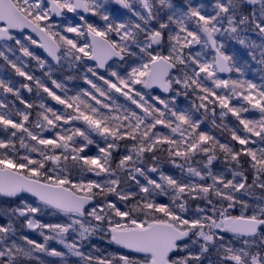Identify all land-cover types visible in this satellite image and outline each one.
Segmentation results:
<instances>
[{"label":"snow or ice","instance_id":"snow-or-ice-1","mask_svg":"<svg viewBox=\"0 0 264 264\" xmlns=\"http://www.w3.org/2000/svg\"><path fill=\"white\" fill-rule=\"evenodd\" d=\"M110 2L126 13L109 11V0H0V58L31 82L16 86L0 79L3 93L24 106L0 101V126L9 133L0 139V196L19 199L0 207V264H28L36 252L63 258L65 253L47 247L51 240L83 264H204L206 258L208 264H264V147H248L264 144V83L240 78L248 60L225 51L227 42L239 44L264 73V0H212L210 11L193 0ZM65 13L75 14L78 22L65 23ZM31 46L43 49L59 68L66 65L81 73L89 87L69 95L64 82L52 78V64ZM197 46L199 51H193ZM28 61L40 69L47 66L44 76L51 87L31 74ZM233 72L238 78H231ZM33 84L38 104L21 95V89L33 92ZM155 88L165 94L175 91V96L144 91ZM189 94L191 109L178 110L176 96ZM47 98L62 109L49 106ZM233 98L257 110L259 118H244L249 108L232 105ZM217 104V126L227 128L222 122L228 113L243 126V136L238 128H228L231 140L242 146L239 151L199 131L195 112L203 109L206 116L209 105ZM33 108L39 109L35 119L29 111ZM211 111L215 124V108ZM46 132L53 135L45 137ZM121 142L124 152L113 167L112 154ZM90 145L96 146V155L85 154ZM218 153L224 154L226 171H213ZM242 154L249 158L248 169ZM163 164L179 169L180 177L165 172ZM110 195L125 208L108 200ZM157 195L168 196L170 203L156 202ZM237 208L240 214L233 215L230 210ZM47 213L65 221L36 219ZM24 227L38 232L43 243L21 234ZM98 232L142 256L85 254L82 242ZM69 233L76 238L69 241Z\"/></svg>","mask_w":264,"mask_h":264},{"label":"trees","instance_id":"trees-1","mask_svg":"<svg viewBox=\"0 0 264 264\" xmlns=\"http://www.w3.org/2000/svg\"><path fill=\"white\" fill-rule=\"evenodd\" d=\"M35 52L37 55L41 56V58L45 59L47 64H51V62L39 50H36ZM16 55H20L19 51H17ZM242 56H245V59L248 60V64L250 65L246 69H250L252 66L256 65L254 62H252L250 60V58H247V54H240L239 58H241ZM9 57H10V59H15V57L11 56V54H9ZM88 63L92 64L90 62H88ZM113 65L115 66L116 64L113 63ZM28 70L34 76H37V77H40L41 79H44L45 82L48 83L49 86L51 87L50 81L47 79V77L44 76V72L48 71L47 66L44 69H40L39 66L35 63V61H31L29 63V69ZM125 70L126 69H123V68L120 69V71L122 73ZM68 75H72L76 78L71 80V81H67V80H65V77ZM80 75H81V73H78L76 70H73V69H68L66 65L64 66L63 69L59 68V66L56 67V66L52 65V78L57 79L58 81L64 82L66 88L69 90V95H74L81 88H88L89 87L88 85L84 84L82 79L79 78ZM104 75H107V73H104ZM0 79H4L5 81L11 80L16 86H19L20 83H31L29 81H25L23 77L16 75L14 70L10 67V65H8L2 58H0ZM32 87H33V92H31V93H29L25 89H21V95L27 101L32 102L34 104H38L39 98L36 96V90H35L34 84L32 85ZM137 87L139 88L140 86L138 85ZM57 91H59V90H57ZM149 93L151 95H160L156 92H149ZM59 94L63 95V93H59ZM41 95L46 97V94H44V93H41ZM160 96H162V95H160ZM172 96H175V91L171 92V94L168 97H164V98L171 99ZM121 98H120V102L123 101ZM0 101H3V102L10 104V105H14L16 108H19V109L24 108V106L21 105L19 103V101L15 99L14 96H12L10 93H3L2 89H0ZM191 102H192V98H190L189 96L188 97H185L184 95L176 96L175 107L178 110H190L192 107ZM47 103L49 104V106L55 107L57 109H62V107H63L61 105L55 104V102L52 101L51 98H47ZM213 107L215 108V113H217V112L220 113L219 107L209 105V109H210L209 114L210 115H212L211 109ZM38 110H39L38 108H33V109L29 110L32 113V117H31L32 119L36 118V112ZM254 111L257 112V110H254ZM197 113H199V112H195V114H197ZM245 114H249V112H245ZM199 116L198 117L195 116V118L199 119ZM211 118H213V116ZM207 119L209 120V118H207ZM215 121H216L215 124L212 121V122H208V124H206V125H200L199 131L208 132L209 134L213 135L217 140H219L221 143H229L237 151H239V149L242 146L239 145L236 141L231 140V132L228 131V128H233L232 126H234V124H231L228 121V119L224 117V120L222 123H223V125H227V128L217 126V125H221L220 116H217V114L215 115ZM78 126L84 127V125L80 122H78ZM234 128H237V127L234 126ZM165 130L168 131V129H165ZM9 131H11V130H9ZM8 134L9 133H7L3 130V126H0V139H5L8 136ZM44 135H45V137H51L53 135V133L46 132V133H44ZM96 139L100 140L99 137H97ZM252 139L258 141L257 137H252ZM100 143L103 144V141L101 140ZM17 147H19L18 140H17ZM248 147H251L253 149H258L260 147H264V144L257 142L255 144H249ZM0 151H2V150H0ZM123 152H124V142H121L120 149L118 151H114L112 154L113 167L115 166V161L119 159L120 155L123 154ZM20 154H24V150L21 149ZM85 154L96 155L97 154L96 146L90 145L88 147V149H86ZM32 155L34 158H36V154H32ZM218 155H219V159L214 161L213 171H216V172L226 171V169L228 168V165L224 163V159H225L224 154L218 153ZM240 159L243 163V167L245 169H248L249 158L242 154ZM162 167H163L165 172L172 174L174 176H177L178 178L180 177V173H179L180 171H178L179 169L173 168L170 164H163ZM227 175L230 177V173H227ZM247 175L249 177L248 182L251 183L252 173L250 170L247 172ZM73 178L78 179V174L76 172H73ZM88 178L97 179V177L93 176L92 174H89ZM256 191H257V193H259L260 190L257 189ZM107 199L111 200V201H116L118 207H120L122 210L125 208V204L123 202L117 200V198L115 196L110 195L107 197ZM155 200L158 203H163V204H169L170 203V199L168 196L157 195L155 197ZM97 202H104V198L103 197H97ZM194 208H195V205L193 204L191 206L190 212L194 211ZM230 211H232L233 215H239L240 214L239 208H237L236 210H230ZM141 218H143V217H141ZM117 219H119V218H117ZM225 235L230 236V234H225ZM211 254H212L213 258L214 257L216 258L214 252H212ZM213 260H215V259H213ZM204 264H207V263L204 262Z\"/></svg>","mask_w":264,"mask_h":264},{"label":"rangeland","instance_id":"rangeland-1","mask_svg":"<svg viewBox=\"0 0 264 264\" xmlns=\"http://www.w3.org/2000/svg\"><path fill=\"white\" fill-rule=\"evenodd\" d=\"M174 2L175 3H182L183 0H174ZM193 3L194 4H202V5H204L205 10L210 11L212 0H193ZM107 7H108L109 11L118 10L117 9L118 8L117 5L111 4L110 0H109V3L107 4ZM135 7L139 8V5L137 4V5H135ZM118 13H124V11L118 10ZM125 13H126V11H125ZM66 17H67V20L65 21V23H67L68 20H71L73 23H75L74 19L68 17L67 14H66ZM122 18L126 19L127 18V14L124 15ZM93 22L97 23V24H102V21H100L99 18H97V17H96V19L93 20ZM67 35H69L71 37L73 34H67ZM252 38L256 39L257 42H259V39L257 37H252ZM31 48L34 51L38 50V48H36V46H31ZM193 51H199V47L198 46L194 47ZM225 51L228 52V53L235 54L237 56V58L241 62H244L245 56H242L241 58H239L240 54H247V51L244 48H242L239 44H237L235 42H231V41L226 43ZM25 59H27V58H25ZM30 62L31 61H28V64ZM112 67L116 68L117 65L114 66L113 63H112ZM261 75H264V73H261L259 71V66L255 65V66H252L250 69H245L243 77H240V78L247 79V80H252L257 85H260V84L264 83V80H261ZM220 77L223 78V79H228L229 78V76H226V77L225 76H220ZM231 78H233V79L238 78L237 74L233 72L231 74ZM189 97L192 98V100L194 99L191 96V94H189ZM121 99L123 100V97ZM122 102H124V101H122ZM196 102L199 103V101H196ZM240 103H245V106H247L249 108V111H248L249 114L242 113V116L244 118H247V119H258L259 118V112L258 111L255 112L254 111L255 109H252L250 105L246 104V102L240 101V100H238L236 98H233L231 100V104L232 105H238ZM215 106L219 107L218 104L215 105ZM219 111H221L220 107H219ZM203 112H204V110L201 109L199 111V113L195 114L196 117H198L200 115L199 119L200 120L202 119L200 125H206V124H208V122H212L213 118H211V117L213 115H210L209 112H208L207 115L204 116V115H202ZM216 114H217V116H219L218 112ZM207 118H209V120ZM225 118H227L228 121L231 124H234V126H236L237 128L238 127L240 128V129L238 128L240 130L238 134H240L241 136H243L245 134L243 132V126L239 125V122L235 119V117H233L231 115V113H228L225 116ZM234 126H232V127L234 128ZM157 128L160 129V131L162 133H167L168 132L162 126L158 125ZM22 198H26L30 202L34 201V199L29 198L27 196H22ZM18 203H19V199H17V198L14 199V200H7V199H3V198L0 197V207H9V206H12V205H15V204H18ZM36 219H38V220H40L41 222H44V223H62V222L65 221V217H63L62 215H59V214L53 215V214H50V213L38 215L36 217ZM3 222L6 223V220H4ZM93 223H96V222L93 221ZM22 224H23V218H21L19 223L16 224V227L18 229H20V226ZM106 226H107V222L104 223L103 227L106 229ZM21 234L27 235V236H29V238L35 239L37 242L43 243V238L39 235L38 232H34L32 230H29L26 227L21 229ZM75 238H76V234L75 233L67 234V239L69 241H71V240H73ZM92 245H95L96 249H98V250L97 251H93ZM47 247L49 249L54 248L57 251L63 252V253H65V256L63 258H61V257H53V256H49V255H47L45 253L36 252V253H34V257L35 258L32 259L31 261H29L28 264H83V262L81 261V259L79 257H76V256H73V255L69 254L67 252V249H65L63 245L57 243L55 240L49 241ZM81 248H82V251L85 254H88V253L91 252L95 256H110L111 254H117V255L123 254L118 249H115V247L109 243L108 235H105V233H103V232H98L96 235L90 237L89 240L83 241L82 244H81ZM211 253L212 252L209 253V257L212 260L216 259L215 257L213 258ZM126 255H129L130 257H134V258H140L141 257V256H137V255L127 254V253H126ZM177 255H179V253ZM204 262L208 264V259L206 258L204 260Z\"/></svg>","mask_w":264,"mask_h":264},{"label":"water","instance_id":"water-1","mask_svg":"<svg viewBox=\"0 0 264 264\" xmlns=\"http://www.w3.org/2000/svg\"><path fill=\"white\" fill-rule=\"evenodd\" d=\"M82 15H83V13H81ZM90 18H93V17H91V16H89ZM28 30L27 29H25V32H27ZM18 34V33H17ZM41 51H42V53L47 57V54L43 51V49H40ZM50 61H51V58L50 57H47ZM54 65H55V62H53V61H51ZM90 62H92V61H90ZM111 62V61H110ZM109 62V63H110ZM94 63V62H93ZM220 75H225V76H227V75H229L228 73H220ZM146 91H158V92H160L161 94H163V95H169V94H165V93H162L161 92V90L159 89V88H155V89H147ZM23 195H27V196H30V194H23ZM1 197H3V198H5V199H15V198H9V197H4V196H1ZM106 229H107V227H106ZM109 241H110V236H109ZM112 244H114V245H116L115 243H112ZM119 249H121L122 251H126V252H129L127 249H123L122 247H120L119 245H116Z\"/></svg>","mask_w":264,"mask_h":264},{"label":"flooded vegetation","instance_id":"flooded-vegetation-1","mask_svg":"<svg viewBox=\"0 0 264 264\" xmlns=\"http://www.w3.org/2000/svg\"><path fill=\"white\" fill-rule=\"evenodd\" d=\"M118 9H120L119 6H118ZM65 14H68L69 17H72V13H65ZM137 256H141V255H137Z\"/></svg>","mask_w":264,"mask_h":264}]
</instances>
